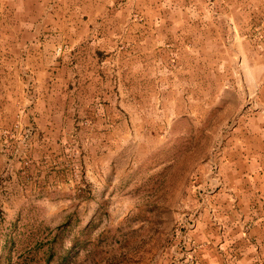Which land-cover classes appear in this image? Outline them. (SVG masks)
<instances>
[{
  "label": "rangeland",
  "instance_id": "1",
  "mask_svg": "<svg viewBox=\"0 0 264 264\" xmlns=\"http://www.w3.org/2000/svg\"><path fill=\"white\" fill-rule=\"evenodd\" d=\"M125 2L136 24L148 19L140 9L153 8L164 11L159 23L184 25V18L173 14L174 1L118 0L117 6ZM212 2L216 5L207 0L210 15L204 18L214 23L219 20L216 10L236 13L243 3L217 0L222 7L213 8ZM258 11L244 31L204 32L198 22L193 32L196 57L190 67L195 79H182L183 75L176 79L179 86L194 83L193 95L173 96L168 90L161 112L149 113L155 127L135 128L132 135L137 138L117 144L109 166L96 167L90 160L87 168L80 148L66 145L62 158L40 166L57 172L55 183L50 176L38 184L32 130L21 134L16 175L6 170L9 161L6 158L2 164L1 156L18 153V148L12 144L11 131L0 132L4 139L0 141V264H171L184 253L183 234L196 245L193 233L199 222L208 221L207 228L221 232L217 205L222 195L233 194L222 166L227 153L242 147L229 141L247 134L239 127L244 117L264 114V95L253 93L250 71V62L264 54V12L251 9L252 14ZM166 29L168 36L174 34L171 26ZM177 34L181 41L187 36ZM207 34L211 40L213 36L211 50L202 48L201 38ZM210 52L212 73L204 61ZM183 57L188 58L186 52ZM175 61L171 55L166 70L173 69ZM176 81L165 76L164 85L170 88ZM158 137L162 142H147ZM34 187L43 191L31 196ZM189 221L195 225L188 232Z\"/></svg>",
  "mask_w": 264,
  "mask_h": 264
},
{
  "label": "crops",
  "instance_id": "2",
  "mask_svg": "<svg viewBox=\"0 0 264 264\" xmlns=\"http://www.w3.org/2000/svg\"><path fill=\"white\" fill-rule=\"evenodd\" d=\"M117 1L0 0V132L11 131L18 148L1 161L8 159L6 170L12 175L19 166L21 134L28 130L36 147L32 158L38 160L33 169L40 175L38 184L50 176L55 183L57 172L40 166L62 158L66 145L80 148L87 168L90 160L96 167L109 166L117 144L137 138L132 135L135 128L155 127L149 113L161 112L168 90L173 96L193 95L194 83L179 86L176 79H195L190 67L196 57L193 32L198 22L204 32L244 31L260 14L251 9L264 12V0H241L236 13L216 10L219 20L214 23L204 18L210 12L207 0H167L174 1L173 14L184 18V25H170L176 31L172 37L165 34L170 26L159 23L164 11L140 9L148 19L136 24L127 2L117 6ZM215 2L213 8L222 7ZM229 18L232 22L227 24ZM180 32L187 35L183 41ZM207 36L201 38L202 48L211 50L213 36ZM219 38L228 43L227 37ZM171 55L174 68L166 70ZM204 56L212 73V54ZM250 71L253 93L262 97L264 54L250 62ZM165 76L176 83L166 88ZM248 117L239 126L247 134L229 141L242 145L241 151L227 153L222 166L233 193L222 195L217 205L222 231L207 228L208 221L198 223L193 233L197 246L188 253L195 264H264V114ZM148 140L162 142L159 137ZM42 191L34 187L30 195ZM176 256L171 264H181V256Z\"/></svg>",
  "mask_w": 264,
  "mask_h": 264
},
{
  "label": "built area",
  "instance_id": "3",
  "mask_svg": "<svg viewBox=\"0 0 264 264\" xmlns=\"http://www.w3.org/2000/svg\"><path fill=\"white\" fill-rule=\"evenodd\" d=\"M194 221H189L187 227H186V230L189 232L191 230L194 229ZM182 244L185 245V250H184V253H181L180 256H181V264H195V259H194V256L191 255V254H188V253H185V252H189V253H192L194 251V245L191 244V241L188 237V234H183L182 236ZM187 246H189V248H187Z\"/></svg>",
  "mask_w": 264,
  "mask_h": 264
}]
</instances>
